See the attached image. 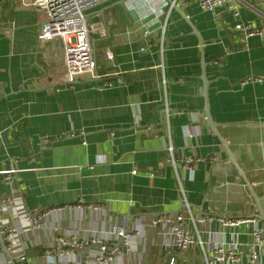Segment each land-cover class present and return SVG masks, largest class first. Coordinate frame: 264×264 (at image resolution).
I'll use <instances>...</instances> for the list:
<instances>
[{"label":"crops","instance_id":"1","mask_svg":"<svg viewBox=\"0 0 264 264\" xmlns=\"http://www.w3.org/2000/svg\"><path fill=\"white\" fill-rule=\"evenodd\" d=\"M32 1L0 0V198L18 201H0V229L21 227L24 264H168L151 220L185 200L199 214L261 216L264 0H244L238 17L200 0H108L86 12L99 76L71 82L63 39L40 40L46 15ZM160 6L164 19L148 14ZM248 24L263 33L244 42ZM209 227L223 229L199 225L204 238ZM174 254L203 264L198 247Z\"/></svg>","mask_w":264,"mask_h":264},{"label":"built area","instance_id":"2","mask_svg":"<svg viewBox=\"0 0 264 264\" xmlns=\"http://www.w3.org/2000/svg\"><path fill=\"white\" fill-rule=\"evenodd\" d=\"M108 0H35L28 5H32L44 10L46 19L42 24L39 33L40 40H50L55 37H61L64 42V52L66 60L67 81L71 82L76 77L89 74L92 77H98L97 61L95 48L91 40L90 29L87 24L86 12ZM165 5L172 8L176 7L175 1L165 0ZM244 0H200L199 4L203 10L216 13V9L223 7L238 17L241 13V5ZM163 6V5H162ZM162 6L157 9L151 8L148 14L152 12L160 14L165 18ZM167 19L164 20L163 29L167 27ZM239 29L243 32L244 42L255 34H262V30L254 27L252 24L240 25ZM148 34V31H146ZM110 58L112 52H108ZM121 81V80H119ZM169 156L167 161L176 163L173 157L172 147L168 148ZM201 161V158L188 160V163ZM4 204L17 203L14 196L0 198ZM19 203H21L19 201ZM186 207L180 212L167 213L152 218L151 223L154 226L163 227V234L166 237L164 247L168 252V264H178V256L174 250L185 253L195 248H199L203 264H264V225L261 224L260 214L238 217H219L213 214H199L185 200L183 204ZM29 225L40 226L42 217L24 210L21 214ZM218 221L223 228L216 236L211 227L205 232L208 238H204V231L199 225L213 223ZM247 227L241 231L236 228ZM126 220L123 226L116 229L119 236L125 237ZM233 227L232 231L228 228ZM21 227H18L6 221L1 232L5 241L12 252L15 260L21 264L26 263V253L19 243V234ZM246 235L248 240L242 241L240 235ZM62 244H68L66 240H61ZM77 245V244H76ZM106 247H102L105 250ZM52 264V263H49ZM188 264H192L188 262Z\"/></svg>","mask_w":264,"mask_h":264},{"label":"water","instance_id":"3","mask_svg":"<svg viewBox=\"0 0 264 264\" xmlns=\"http://www.w3.org/2000/svg\"><path fill=\"white\" fill-rule=\"evenodd\" d=\"M135 13H136L135 11H132V12H131V14H132L133 16H136ZM161 19H164V17L161 16ZM204 83H205V90H206V88H207V86H208V81H207L206 78H204ZM206 113L208 114V111H207V110H206ZM208 118H209V124L212 126L213 130L217 131V130H216L217 125L215 124V122L212 121V119H211V117L209 116V114H208ZM217 133H218V132H217ZM230 156H231V160H232V161H235V158L233 157V155H232L231 153H230ZM257 202H258V204H259V206H260V208H261V218L264 220V210H263V208H262V206H261V205H262V204H261V200H260V198H258V197H257ZM0 241H1V243H2L3 249L5 250V252H6L8 258H9L10 264H18L17 261L15 260L14 256H13L12 252L10 251L8 245H7V243H6V241H5V237H4V235L2 234L1 230H0Z\"/></svg>","mask_w":264,"mask_h":264},{"label":"trees","instance_id":"4","mask_svg":"<svg viewBox=\"0 0 264 264\" xmlns=\"http://www.w3.org/2000/svg\"><path fill=\"white\" fill-rule=\"evenodd\" d=\"M18 264H21L20 262H17Z\"/></svg>","mask_w":264,"mask_h":264}]
</instances>
